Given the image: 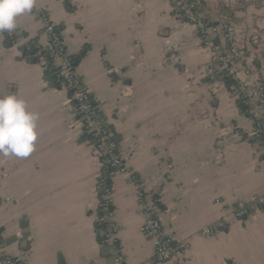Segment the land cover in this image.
I'll list each match as a JSON object with an SVG mask.
<instances>
[{"label":"crops","instance_id":"obj_1","mask_svg":"<svg viewBox=\"0 0 264 264\" xmlns=\"http://www.w3.org/2000/svg\"><path fill=\"white\" fill-rule=\"evenodd\" d=\"M191 1L209 23L233 21L264 85V0ZM40 12L71 59L79 56L77 73L137 179L107 178L123 263L264 264V206L241 218L234 211L264 194V147L168 0H35L14 32L0 34V95L16 93L40 116L34 152L0 157L2 250L23 264H118L98 223L99 160L68 92L44 78L51 66ZM31 44L45 51L38 62L22 56ZM139 193L164 232L188 244L176 261H155L140 231Z\"/></svg>","mask_w":264,"mask_h":264},{"label":"built area","instance_id":"obj_2","mask_svg":"<svg viewBox=\"0 0 264 264\" xmlns=\"http://www.w3.org/2000/svg\"><path fill=\"white\" fill-rule=\"evenodd\" d=\"M176 15L189 24L198 35L202 46L208 51L206 71L210 75L227 77L233 96L240 99L252 121L251 135L264 147V85L259 71L248 61L243 51V42L237 37L233 21L227 17L225 26L209 23L198 14L191 0H168ZM39 19L46 35L45 49L50 66L54 69L59 85L65 89L74 105L77 119L83 125L93 155L99 160L101 171L97 177L99 186L98 223L104 243L113 248L117 254L118 264H124L115 245V228L113 222V191L107 185V178L129 175L136 182V177L128 168L121 155L115 133L108 121L101 115L100 108L94 102L80 79L76 66L68 55L60 33L49 21L44 12ZM42 62L45 61L41 58ZM264 206V194L256 195L249 202L239 203L234 211L236 217L250 215ZM139 210L145 216L140 231L153 245L157 263L172 262L182 257L188 244L176 240L164 232L154 207L147 197L139 193ZM222 224L211 225L203 233L211 234ZM0 264H23L20 257L7 255L0 245Z\"/></svg>","mask_w":264,"mask_h":264},{"label":"clouds","instance_id":"obj_3","mask_svg":"<svg viewBox=\"0 0 264 264\" xmlns=\"http://www.w3.org/2000/svg\"><path fill=\"white\" fill-rule=\"evenodd\" d=\"M35 0H0V34H11L17 19L30 15ZM39 113L16 93L0 95V157L27 158L35 150Z\"/></svg>","mask_w":264,"mask_h":264},{"label":"trees","instance_id":"obj_4","mask_svg":"<svg viewBox=\"0 0 264 264\" xmlns=\"http://www.w3.org/2000/svg\"><path fill=\"white\" fill-rule=\"evenodd\" d=\"M11 40V39H10ZM10 40H7V45H10ZM12 41V40H11ZM45 54V51H39L38 47H35L33 44L29 45L28 47L22 48V56L29 62H38L39 55ZM46 55V54H45ZM73 63L77 64L79 60V56H72ZM44 78L52 85L57 87L58 84V79L55 75L54 69L51 67H46L44 69ZM227 84H230L229 80L227 77H224ZM237 105L239 107V110L241 112L244 111V103L240 100L237 99Z\"/></svg>","mask_w":264,"mask_h":264}]
</instances>
